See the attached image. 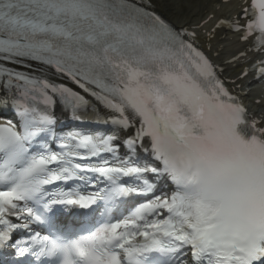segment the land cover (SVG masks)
<instances>
[{"label": "snow or ice", "instance_id": "1", "mask_svg": "<svg viewBox=\"0 0 264 264\" xmlns=\"http://www.w3.org/2000/svg\"><path fill=\"white\" fill-rule=\"evenodd\" d=\"M150 9L148 0H0V89L14 95L19 117V126L0 124V250H14L11 264L28 257L29 264H264V116L227 86L243 92L237 81L248 70L223 78L224 69L196 46L195 31L177 30ZM242 16L246 24L229 27L260 51L264 0H251ZM34 66L109 110L104 123L134 129L123 141L128 158L116 155L115 134H57V103L78 122L95 106ZM252 69L264 81V58ZM138 147L154 164L130 163ZM160 178L174 185L170 195H152ZM69 180L104 187L87 195L46 187ZM133 194L150 198L112 219ZM98 201L107 219L75 238L12 239L29 227L19 223L25 217L55 229L45 217L53 206L91 209Z\"/></svg>", "mask_w": 264, "mask_h": 264}, {"label": "bare ground", "instance_id": "2", "mask_svg": "<svg viewBox=\"0 0 264 264\" xmlns=\"http://www.w3.org/2000/svg\"><path fill=\"white\" fill-rule=\"evenodd\" d=\"M206 0H192V4L185 5V7L181 8H171L168 10H165L166 14L172 18V20L180 24L182 23H194L198 22L199 20L202 19V10L200 9V5Z\"/></svg>", "mask_w": 264, "mask_h": 264}]
</instances>
